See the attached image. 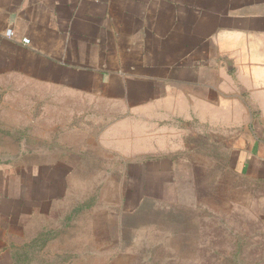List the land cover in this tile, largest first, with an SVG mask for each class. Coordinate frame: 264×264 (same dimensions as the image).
Listing matches in <instances>:
<instances>
[{"label":"rangeland","instance_id":"1","mask_svg":"<svg viewBox=\"0 0 264 264\" xmlns=\"http://www.w3.org/2000/svg\"><path fill=\"white\" fill-rule=\"evenodd\" d=\"M4 87L0 187L15 198L11 244L57 233L32 264H264V179L232 169L239 129L228 121L117 123L115 106L98 102L85 121L80 101L63 95L37 114L44 89L27 98L19 83ZM137 128L150 137L141 142Z\"/></svg>","mask_w":264,"mask_h":264},{"label":"crops","instance_id":"2","mask_svg":"<svg viewBox=\"0 0 264 264\" xmlns=\"http://www.w3.org/2000/svg\"><path fill=\"white\" fill-rule=\"evenodd\" d=\"M0 83L44 89L37 114L63 95L84 120L98 102L117 123L228 121L234 169L264 178V0H0ZM13 200L0 187V264H17Z\"/></svg>","mask_w":264,"mask_h":264},{"label":"trees","instance_id":"3","mask_svg":"<svg viewBox=\"0 0 264 264\" xmlns=\"http://www.w3.org/2000/svg\"><path fill=\"white\" fill-rule=\"evenodd\" d=\"M229 166L230 162L227 161ZM232 169L234 167L232 166ZM258 179H264L259 178ZM93 205V202L90 201L87 203V206L85 207H77L71 210L69 215L67 216V219H71L77 212L82 210L83 208H89ZM57 233L53 232V230L48 231H41L39 232L35 238L30 240L27 243H24L23 245L15 248V261L17 264H32L34 260H36V255L42 251L43 247L52 239L56 237Z\"/></svg>","mask_w":264,"mask_h":264},{"label":"built area","instance_id":"4","mask_svg":"<svg viewBox=\"0 0 264 264\" xmlns=\"http://www.w3.org/2000/svg\"><path fill=\"white\" fill-rule=\"evenodd\" d=\"M7 34L10 36V35H12V32L9 31ZM22 42H23L24 44H28V43H29V39H28V38H22Z\"/></svg>","mask_w":264,"mask_h":264}]
</instances>
